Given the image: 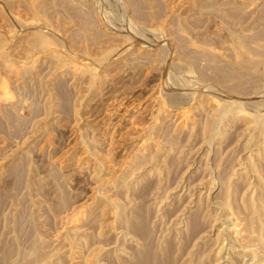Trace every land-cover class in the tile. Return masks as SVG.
Segmentation results:
<instances>
[{"label":"rangeland","instance_id":"374dc122","mask_svg":"<svg viewBox=\"0 0 264 264\" xmlns=\"http://www.w3.org/2000/svg\"><path fill=\"white\" fill-rule=\"evenodd\" d=\"M0 264H264V0H0Z\"/></svg>","mask_w":264,"mask_h":264},{"label":"bare ground","instance_id":"6f19581e","mask_svg":"<svg viewBox=\"0 0 264 264\" xmlns=\"http://www.w3.org/2000/svg\"><path fill=\"white\" fill-rule=\"evenodd\" d=\"M155 260H156V259H155ZM155 262H157V260H156Z\"/></svg>","mask_w":264,"mask_h":264}]
</instances>
